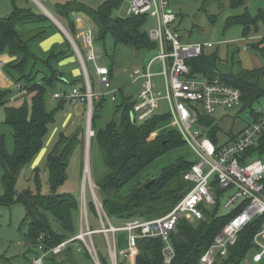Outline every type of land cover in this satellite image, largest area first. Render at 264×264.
Returning <instances> with one entry per match:
<instances>
[{
  "label": "trees",
  "instance_id": "obj_1",
  "mask_svg": "<svg viewBox=\"0 0 264 264\" xmlns=\"http://www.w3.org/2000/svg\"><path fill=\"white\" fill-rule=\"evenodd\" d=\"M123 1L105 0L96 10L76 1H68L55 5L54 11L65 20L69 34L81 54L83 49L76 39L77 29L72 19L73 14H82L90 20L96 35L94 42L102 44L103 54L106 53L104 44L108 37H111L115 46L123 45L137 51L154 52L156 44L149 39L145 30L148 16H113V12ZM224 2L228 3V8L231 10L245 6V0H203L201 9L207 13V8L211 4L224 9ZM215 19L214 15H208L211 23ZM48 23L49 20L45 16L36 14L30 9L14 8L9 16L0 18V55L7 53L14 57L11 62L4 65V70L16 83L23 82L19 85V91H25L19 98L20 103L11 105L8 104L10 92L0 90V106H4L5 113L4 122L11 127L13 137L11 153L6 150L3 139L0 138V164L3 171L0 207L21 204L25 214L20 228H25V238L29 246L35 249L41 246L44 252H48L44 260L50 264H63L64 261L73 264L71 246L76 244V241L66 244L57 254H53L51 250L76 235L73 215L78 211V202L72 194L60 193L58 190L67 180L66 170L74 149L82 146L85 140V105L82 104L79 113L75 115V118L78 117L79 125L74 132L68 135L64 131L59 132L57 141L46 154L45 170L48 174L49 193L42 192L37 167L33 168L30 178L34 190L27 188L18 192L16 189L21 172L31 165L42 150L55 114L63 110L66 103L71 102L55 99L56 106L47 108V97L58 84L69 83L72 88L85 91L82 76L72 80L60 78L61 72L57 64L64 56L63 53L52 50L47 56L38 57L31 50V44L45 36V24ZM232 26L240 27L243 39L263 33V37L259 40L247 44V49L262 59L261 67L240 68L236 73H232L233 80L225 78L218 73V64L221 60L214 47L202 51L198 57L189 59L186 64L190 69L191 77L218 79L239 89L242 95L241 106L243 109H251L254 103L264 99V8H258L253 15L245 9L241 14L228 16L224 22V29ZM66 45L72 52L68 42ZM237 53L238 49L234 50L231 59ZM86 68L90 79L87 64ZM108 71L111 76V70ZM118 96L119 103L115 107L114 116L102 128H96V121L102 110V101L98 103H96L97 99L92 101L90 125L94 136L91 141L95 140L106 167L104 176L96 181L103 210L109 218L118 221L134 218L150 220L164 216L187 192L189 185L183 176L194 161L178 158L174 163L161 169L157 176L148 179L147 183L151 180L153 182L145 188L147 183L140 181L142 172L156 159L185 143L177 131L161 129L167 124L168 115L156 114L144 123H132L130 115L134 103L133 96L124 94L121 89L118 90ZM250 112L254 120V111ZM200 122L206 128V135L214 144H218L219 128L215 119L201 116ZM156 130L158 133L154 135ZM237 134L229 135L228 141H233ZM255 157L264 158V133L255 145L246 150L242 161L244 158L246 160ZM221 209H223L221 204L216 203L211 210H204L203 219L194 223L185 220L178 222L176 232L170 234L175 256L169 264L199 263L200 257L213 244L215 236L233 216V212L220 214ZM88 210L96 215L92 203L88 204ZM261 221L262 217H256L248 223L238 233L235 243L228 246L226 256L217 257L214 264H243L244 257L249 252H256L253 239L261 227ZM122 235L123 233L119 238ZM122 245V239H119L116 248L120 250ZM136 245L137 254L133 264H165L162 257L164 244L161 239L140 238L137 239ZM98 256L99 264H109L107 257ZM118 257L117 264L130 263L127 257L119 255ZM59 258L61 261L58 260ZM87 260L93 264L88 252Z\"/></svg>",
  "mask_w": 264,
  "mask_h": 264
},
{
  "label": "built area",
  "instance_id": "obj_2",
  "mask_svg": "<svg viewBox=\"0 0 264 264\" xmlns=\"http://www.w3.org/2000/svg\"><path fill=\"white\" fill-rule=\"evenodd\" d=\"M146 15L154 19V27L147 33L149 39L156 44L154 57L146 66L133 73V81L139 82L140 92L133 103L131 116L134 123L141 124L150 119L155 113L156 104L164 100L168 105L170 122L174 125L182 141L194 154V162L184 174L183 179L189 188L176 205L164 216L143 220L134 218L121 221L119 225L110 222L105 214L102 203L94 201L96 218L100 228L92 229L88 220V210L82 208V224L78 236L75 237L85 243L86 248L95 254L93 236L103 235L107 240L118 233L126 234V249L120 253L129 259L137 254V239L159 238L163 242L162 257L165 264H169L175 250L170 241V234L176 232L180 220L194 223L203 219L204 210H211L216 203H222L223 208L233 212V216L215 236L213 244L200 257L198 264H214L217 257H225L228 246L233 245L238 233L254 218L262 217L261 227L254 236L253 243L256 252L252 256L254 262L264 257V246L258 244V238L264 237V158L255 157L242 161L246 150L255 145L264 133V103L254 112L255 119L247 124L233 141L214 144L206 135V128L200 122L201 116H208L218 109H228L241 104L239 89L227 85L218 79L207 80L201 77H191L186 62L198 57L202 51L210 50L213 43L188 44L182 41L178 29L174 28L175 14L170 10L169 0H130L126 9V16ZM76 24L81 32L82 45L86 49L81 55L77 45L76 54L84 71L85 91L78 88L58 91L51 94L53 99H65L85 105L86 145L94 132L90 129L92 101L98 97L94 95L85 63H94L102 52L95 51L92 30L85 28L82 19L76 15ZM153 63H155L153 65ZM156 68V71H153ZM97 82L99 95L101 89H110L109 71L105 66H97ZM160 77L158 84L153 80ZM114 100V92L108 91ZM241 160V161H240ZM220 191V194H218ZM70 240L61 243L51 250L53 254L60 252ZM109 243V242H108ZM115 247V246H114ZM38 256L31 264H43L48 252L41 246L36 248Z\"/></svg>",
  "mask_w": 264,
  "mask_h": 264
},
{
  "label": "rangeland",
  "instance_id": "obj_3",
  "mask_svg": "<svg viewBox=\"0 0 264 264\" xmlns=\"http://www.w3.org/2000/svg\"><path fill=\"white\" fill-rule=\"evenodd\" d=\"M68 1H76L95 10L100 6V4L104 2V0H47L40 2L52 13L53 11L51 5L55 6L57 4H64ZM202 5L203 0H169L170 10L176 16L174 28L178 29L184 43H213L214 48L217 50V53L221 59V62L218 64L219 74H225L229 71L236 73L240 68H252L263 65L262 59L249 50L246 52L250 57L249 60L243 58V54H236L233 56V59H231L233 50H236L237 48L241 50L242 48L241 29L239 26H232L230 28L224 29V22L228 16L241 14L245 9L250 14H255L258 8H264V0H245L244 7H239L234 10L228 8L227 2H224V9H219L216 4H211L207 8V13L202 11ZM14 8H31L38 13L41 12V9L33 0H0V18L9 16ZM126 9L127 0H124L119 8L113 12V16L126 17ZM76 15L81 17L86 26L89 25V27H93L90 20L82 14L74 15V23ZM208 15H214L216 17L213 23L208 20ZM87 22L88 25L86 24ZM47 26L48 25H46L45 31H55L54 26ZM152 27H154V19L149 17L145 25V30L148 31ZM28 28L29 26H27V29ZM259 35L260 34L253 36L251 35L250 39L253 38L254 40H259L261 38ZM92 37L95 40L96 35L94 30L92 31ZM32 47L35 46L33 45ZM97 48L103 50L102 44L96 43L95 51H97ZM104 48L106 53L102 54L100 57H97L94 64H87L90 75L91 89L94 95L98 97L96 103L102 101V110L100 112L99 119L96 121V128H102L112 120L115 107L119 103L118 90L121 89L124 94L133 96L135 101L138 92H140V84L139 82L133 81V73L135 70L146 66L149 60H151L155 55L154 52L137 51L131 47L123 45L115 46L111 37L106 39ZM154 64L155 63H153V65ZM95 65L105 66L108 70H111V76H109L110 89L107 90L102 88L101 95H99V85L95 74ZM153 71H156V68H153ZM153 80L155 82H159L161 78L155 77ZM22 84L23 82L16 83V81L5 72L2 61V63H0V90L10 92L12 101H10L11 103L8 104L12 105L14 102L20 101L18 98L20 96L18 87ZM61 88L64 90H71L72 85L68 83L61 85ZM108 91L115 93L114 100H111V94L108 93ZM263 103L264 99H260L251 106V109H243L241 104H239L228 109L216 110V112H214L211 117L215 119V123L219 128L220 138L218 144L222 145L226 143L229 139V135H236L247 124H250L252 122V114L250 111L252 110L255 112ZM46 104L47 108H53V106H56L57 101L47 97ZM79 109L80 107L78 104L71 105L66 103L63 110L57 111L54 122L49 126V131L44 139V146L42 150L34 158L31 165L25 168L20 174V177L16 183V189L18 192L27 188L32 191L34 190V185L30 178L33 168L37 167L39 170V176L41 178L42 192L44 194L49 193L48 174L45 170L46 154L51 150L52 146L57 141L59 132L64 131L66 135L74 132L76 126L79 125L78 117L75 118V115L79 113ZM155 113L157 115H166L168 113L167 102L164 100L157 102ZM4 120V106H0V138L2 137L6 150L11 153L13 151L12 129L5 124ZM86 120L87 114L85 108L84 128L86 125ZM89 123L91 124V119ZM64 124L65 126H63ZM163 128L168 131H176L174 125L169 119L167 124L161 127V129ZM157 133L158 132L156 130L154 135ZM91 139L92 137L90 138L87 145L86 140H84L82 146H78L74 149L66 170L67 180L58 190L60 193L72 194L78 202V211L73 215L76 235L69 239L70 241L74 240L83 228L81 218L83 206L85 205V208L88 210L89 203L93 204L95 200L97 202H101L96 181L104 176L106 173V167L103 163L95 140L93 139L91 141ZM178 158H183L189 162H192L195 159L194 154L188 146L184 144L177 146L156 159L149 167H147L142 172V179L140 181L142 183H147L148 179H152L157 176L161 169L174 163ZM2 173L3 171L0 164V193L2 192ZM221 207H223V201L221 203ZM228 213H230V210L228 209L223 208L220 211V214L226 215ZM24 214V207L21 204H13L9 207H0V264H31L33 259L38 256L37 250L34 247L29 246L26 241L25 228H20ZM88 220L92 229L100 228L99 221L89 210ZM109 220L114 225H119L121 223V221L112 218H109ZM120 234L122 233L115 234L114 237L109 235L108 240L101 234H95L93 236V243L96 251L95 254L91 251V248L90 250L86 248V245H89V240L86 237V245L79 239L75 240L76 244L71 246L72 263L91 264L87 260L88 252L93 264H99L98 255L107 257L109 264H117L119 261L118 255L125 257L120 252L125 251L126 249V234L123 233L122 237L119 238ZM119 239H122L123 242V247L120 250L116 248V244ZM258 244L260 246H264V237L258 238ZM253 254L254 252H249L244 257L243 264H264V257L259 262H253ZM58 260L61 261L60 258ZM129 262V264H132V259H129ZM43 264H50V262L44 260ZM63 264L68 263L64 261Z\"/></svg>",
  "mask_w": 264,
  "mask_h": 264
},
{
  "label": "crops",
  "instance_id": "obj_4",
  "mask_svg": "<svg viewBox=\"0 0 264 264\" xmlns=\"http://www.w3.org/2000/svg\"><path fill=\"white\" fill-rule=\"evenodd\" d=\"M37 5L38 7L41 9V12L38 13L36 11H34L33 9L29 8L32 12L36 13V14H40V15H43L45 16L48 20H49V23L48 24H45V27L46 25H48L47 27H50V26H54L55 28V31H51V30H47L46 33H45V36L43 37V39L37 41V42H34L31 44V50L38 56V57H45L47 56V54L52 51V50H55L57 52H61L64 54V56L61 58V60L58 62L57 66H58V69L59 71L61 72L60 74V78L62 79H77L79 78L80 76L83 77V81H84V71H83V68L81 66V63L77 57V54H76V51L74 50V48L72 47L70 41L68 40L67 38V35L70 37V39L72 41L73 38L71 37V35L69 34V31L67 29V24L65 22L64 19H62L60 16H58L57 14H55V11H54V6L51 5V8H52V13L46 8L44 7L40 1L42 0H33ZM44 1H47V0H44ZM105 1V0H104ZM129 1L130 0H127V6L129 4ZM48 3V2H47ZM23 9H27V8H23ZM116 11V10H115ZM11 14V13H10ZM74 15H72V19H74ZM127 17V16H126ZM76 19V18H75ZM62 21V22H61ZM83 22V21H82ZM84 24V27L85 28H90L92 31L94 30L92 26L89 27L88 25V22L86 23L88 26L85 25V23L83 22ZM75 27L77 29V35H76V39H78L79 41V44L81 46V48L83 49V53L81 54L82 56L85 55V52H86V49L84 48V46L82 45V39L81 37L79 36V33L81 32L79 25L76 24V20H75ZM180 34V32H179ZM181 36V34H180ZM261 37H263V33H260ZM254 39H243L241 40V43H242V48L241 50L238 49V53L237 54H243V58H246L247 60L250 59V57L247 55V44L251 41H253ZM256 40V39H255ZM66 42H68V44L70 45L71 47V51L70 52V49L67 47L66 45ZM75 42V41H74ZM73 42V43H74ZM76 44V43H75ZM35 46V47H32V46ZM101 51L102 54H103V51L102 49L100 48H97V51ZM243 50V51H242ZM234 51V50H233ZM236 55V54H235ZM14 59V57L10 56L9 54L7 53H4V54H1L0 55V63H2L3 61V64H7L9 62H11L12 60ZM221 60V59H220ZM88 64V63H85V65ZM94 64V63H92ZM96 66V65H95ZM262 65L260 66H256V67H261ZM97 67V66H96ZM95 67V69H96ZM254 68V67H252ZM251 67L249 68H244V69H252ZM232 72V71H231ZM233 73V72H232ZM95 74H96V71H95ZM96 78H97V75H96ZM161 82V80L159 82H157L158 84ZM76 87V86H75ZM20 88V86L18 87V89ZM55 88H58V89H55ZM53 90L52 93L54 92H58V91H62L64 89L61 88V84H58L56 85ZM20 90V89H19ZM25 93V91H20V96L18 98H20L23 94ZM51 93V94H52ZM49 96L50 99L52 100H55L52 98V96ZM18 98H15V99H18ZM14 99V100H15ZM9 102L8 103H11L10 101H12L11 97L8 99ZM20 103L19 102H14V104L12 105H18ZM69 104L71 105H76L77 103L75 102H68ZM80 107V109L82 108L81 106L82 105H78ZM55 107V106H53ZM170 120V119H169ZM67 122V121H66ZM65 126V124L63 125ZM85 129H86V125H85ZM85 133H86V130H85ZM85 137V136H84ZM220 138V137H219ZM96 217V215H95ZM253 261V260H252ZM254 262V261H253ZM132 264H133V259H132Z\"/></svg>",
  "mask_w": 264,
  "mask_h": 264
},
{
  "label": "water",
  "instance_id": "obj_5",
  "mask_svg": "<svg viewBox=\"0 0 264 264\" xmlns=\"http://www.w3.org/2000/svg\"><path fill=\"white\" fill-rule=\"evenodd\" d=\"M67 38H68V40L70 41V43H71V45H72V47L74 48V50L76 51V46H75V44L73 43V41L70 39V37L67 35ZM223 77H225V78H228V79H231V80H233L234 79V77H233V74H232V72L231 71H229L228 73H225V74H221ZM130 118H131V122L132 123H134V119H133V117L130 115ZM152 182L153 181H150L149 183H147L146 185H145V188H148L151 184H152Z\"/></svg>",
  "mask_w": 264,
  "mask_h": 264
}]
</instances>
